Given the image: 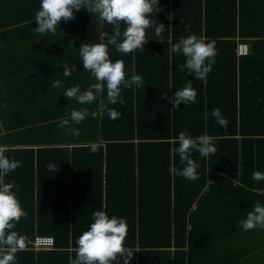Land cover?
<instances>
[{"label": "trees", "instance_id": "trees-1", "mask_svg": "<svg viewBox=\"0 0 264 264\" xmlns=\"http://www.w3.org/2000/svg\"><path fill=\"white\" fill-rule=\"evenodd\" d=\"M159 7L161 11L150 18L162 23L165 31L157 37L154 28L148 29L142 52L122 56L109 46L110 59L124 61L127 78L137 74L144 81V87H122L123 105L109 104L106 90L94 103L78 107L74 99L63 96L66 89L77 86L72 73L64 75L63 65L75 71L82 63L77 54L80 45L100 42L101 32L112 33V26L95 13L73 10L78 17L72 20L77 21L59 24V36L44 46L64 51L43 54L51 55L47 62L35 64V52L27 49L26 54L25 46L6 53L7 61L0 64V87L13 90L16 97L6 108L0 107V146L22 166L4 181L15 184L13 191L27 213L14 230L29 240L27 250L16 254L17 264H54V254L67 253L33 249L34 236L49 234L55 247L70 241L75 248L97 210L126 220L125 247L139 248L134 264H186L193 244L214 249L216 243L234 239L248 243L237 253L243 260L239 264H247L244 259L250 255V264H264V229L243 231L239 223L255 204L264 205V180L252 179L254 171L264 172V0H159ZM19 9L0 7V31L16 22ZM124 27L121 24L122 31ZM192 34L215 42L216 62L205 80L182 71L185 57L171 51L173 44ZM237 39L247 41V54L237 53ZM41 73L60 74L65 82L43 89L40 81L50 80L39 78ZM79 78L81 91L96 82L89 72ZM189 83L197 93L196 102L172 108L165 96ZM39 94H51L52 100L39 104L35 99ZM30 95L35 97L27 101ZM37 106L46 114L36 120L37 112L31 109ZM81 108L95 116L59 126L72 109ZM108 109L121 115L110 119ZM213 109L229 121L226 129L212 116ZM69 127L78 129L79 135H72ZM181 131L193 138L214 137V155L190 153L199 164L195 181L170 172L173 160L176 168L183 167L179 155L173 158L171 153ZM70 169L72 189L85 187L80 194L69 193Z\"/></svg>", "mask_w": 264, "mask_h": 264}, {"label": "clouds", "instance_id": "clouds-1", "mask_svg": "<svg viewBox=\"0 0 264 264\" xmlns=\"http://www.w3.org/2000/svg\"><path fill=\"white\" fill-rule=\"evenodd\" d=\"M86 9L89 13H95L99 18L112 26V33L101 32L98 39L100 42L82 43L79 47V59L84 69L95 78L90 88L81 91L79 85L70 87L63 92V96L74 99L81 105H89L95 102L97 95L103 94L106 90L109 104H124L121 98V89L144 87L142 76L133 74L127 78L124 61L117 59L114 62L109 56V46L122 54L142 52L144 45L148 43L147 30L155 29V35L161 36L165 31L162 23L150 17L154 12L161 11L159 0H40L39 10L35 13L36 27L34 31L41 36L48 33L55 34L61 19L65 22L74 18L73 10ZM121 24L125 27L121 30ZM122 39H119L121 38ZM106 41V42H105ZM160 41V40H159ZM162 42V41H160ZM172 52L182 54L185 57L181 66L182 71L187 70L193 75V79L205 80L211 72L216 60V48L214 41H205L195 34L181 38L172 45ZM64 75H71V68L63 65ZM61 81L52 83L53 88H58ZM196 91L191 83L174 92L172 96H165L172 108H179V105H188L196 102ZM0 107H7V102ZM110 119H118L121 115L114 109H108ZM89 115L87 108L79 110L72 109L68 119H62L59 126H69V121L80 124ZM212 116L223 128H227L229 121L219 109H213ZM72 135L78 136L79 130L69 127ZM178 147H173L171 153L173 158L179 155L182 168L175 167V161L170 168L173 175H179L189 181L199 179L197 169L199 164L190 157L195 150L201 157L207 158L217 151L214 145V137L201 135L193 138L181 131L174 141ZM95 151V147H93ZM8 149L0 146V264H17L16 254L28 248L29 240L26 235L14 230L27 213L22 208L16 193L13 191L15 184L5 182L4 177L22 166L21 161L11 159L5 155ZM49 170L55 172V166L49 164ZM252 179L255 181L264 180V172L254 171ZM92 222L75 241V258L69 260V264H120V258L127 264L132 256L125 247V240L128 233L127 222L124 218L109 215L102 210L92 213ZM243 231H250L257 227L264 229V205L255 204L252 211L247 213L244 220L240 221Z\"/></svg>", "mask_w": 264, "mask_h": 264}, {"label": "crops", "instance_id": "crops-1", "mask_svg": "<svg viewBox=\"0 0 264 264\" xmlns=\"http://www.w3.org/2000/svg\"><path fill=\"white\" fill-rule=\"evenodd\" d=\"M39 5H40V0H0V7L20 8L19 10H17V12H15V13H18L19 11L18 16L15 17L16 22L10 25L8 29H3L4 31H0V58H1L0 64L4 65L5 60H6V53L10 49H13L15 46H25L26 54L28 53L27 49H29L30 52H35L34 63L37 65L40 63L47 62V60L51 57V55H43V54H50V50H53V52L59 51V53L64 51V50H57L55 46H52L51 49L48 48L50 47L48 45L44 46L46 42H49L52 39H55L56 35L59 36L58 28L61 27L60 25L58 26L55 34L48 33L45 36H41L34 31V28L37 26L35 19H34L35 16L30 15V14L36 11V8H39ZM21 8H24V9H21ZM31 8H34V9H31ZM21 14H28L29 16H19ZM10 16H12V14ZM76 17L78 16H74V18ZM3 20H7V19H3ZM79 20L87 21L83 19H79ZM72 21H77V20L71 19L65 22L63 19H61L59 24L65 23V25H67L68 23ZM239 40L240 39H237V42ZM18 49H22V48H18ZM59 53L55 54V56L57 55L58 57L59 55H61ZM77 54H79V51ZM119 54L122 56L127 55V54H122L120 52ZM3 65L2 67L4 68ZM24 68L26 69L27 66L24 65ZM46 69L47 67H44L39 70H46ZM28 70H38V69H28ZM86 72L87 71L84 69L83 63L78 62L76 66V70L75 71L71 70V73L73 74L74 81H75L74 85H79V86L81 85V79L79 78V74L84 75ZM26 74H31V72H26ZM45 75L46 74L41 73L39 78H41L42 80H44V78L48 79L50 80V82L49 84H46L44 81H40V85H41L40 87L43 89L45 86H48V85H50L49 88H53L52 83L56 81V79L61 82H65L64 78L60 74L57 76L49 75L50 77H46ZM83 85H86V83H83ZM51 96H52L51 94H39L38 97L30 95L27 101L28 100L31 101L35 97V99L38 100L39 104H42V103L44 104L52 100ZM15 97H16V93L13 90L11 89L7 90L6 86L4 85L0 87V102H3V101L9 102L11 99H15ZM78 106L79 104L76 102L75 107H78ZM31 110L37 112L34 116L36 120L42 118L46 114V112L43 109H41V106H37V108H33ZM50 145L51 144H44L42 146H50ZM56 145L62 146L66 144L59 143ZM68 146H71V144H68ZM69 172H70L68 176V182L70 185L69 193L70 194L72 192H74L75 194L82 193V191L85 190V187H82L81 189L80 188L74 189V190L72 189L71 184L74 183V178L72 176L73 171L70 169ZM57 174L55 175V177L57 176ZM60 178L61 180H63L62 176ZM209 180L211 181V179ZM79 185L83 186L81 183H79ZM36 189H37V185L34 186V190ZM194 208L195 207H193L192 209ZM135 211L137 213V210ZM224 242L225 243L223 242L216 243L215 245L217 247L214 249L209 248L208 244H204V243L203 244L202 243L193 244L194 250H193L192 256L190 257V261L188 260L186 264H235V263L239 264V261H241L242 258L241 256L238 257L237 253L240 254L243 247L248 246V243L244 242V240H236V239H234L232 242H228V243L226 241ZM226 246H229L228 247L229 250L226 249ZM35 250L39 251L41 249H35ZM45 250H53V251H60V252L67 253V254H54L53 255L55 259L54 264H69V260L75 258V255H76V254H73L74 247H72L70 241L64 247H55L54 245L53 248L45 249ZM134 250L136 252L139 250V248L136 247ZM228 252L231 253L230 256H226V253ZM244 260H247V264H250L252 261L251 255L246 257ZM135 264H137L136 261H135Z\"/></svg>", "mask_w": 264, "mask_h": 264}, {"label": "built area", "instance_id": "built-area-1", "mask_svg": "<svg viewBox=\"0 0 264 264\" xmlns=\"http://www.w3.org/2000/svg\"><path fill=\"white\" fill-rule=\"evenodd\" d=\"M237 53L238 54H247L249 51V45L246 41L239 40L237 42ZM54 237L49 234H36L33 239V247L34 249H51L54 247ZM132 256L128 259L127 264H134V255L135 250L132 248H126ZM120 264H124V259L120 258ZM112 264H116V261H113Z\"/></svg>", "mask_w": 264, "mask_h": 264}]
</instances>
